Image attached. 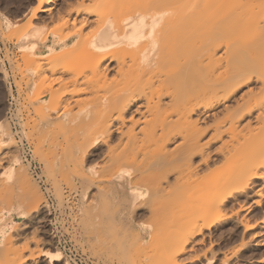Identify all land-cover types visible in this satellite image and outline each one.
<instances>
[{
	"label": "bare ground",
	"instance_id": "6f19581e",
	"mask_svg": "<svg viewBox=\"0 0 264 264\" xmlns=\"http://www.w3.org/2000/svg\"><path fill=\"white\" fill-rule=\"evenodd\" d=\"M84 1L88 4L78 0V7L69 8L72 35L82 38L92 21L95 27L103 25L89 42L88 65L83 64L90 85L77 66L67 64L72 53L66 50L72 47L58 52L59 41L28 23L39 13L48 14L54 0H36L27 19L30 33L20 47L37 49L25 54L27 70L32 66V73L58 85L57 90L48 87L50 81L36 85L37 90L46 86L53 100L42 99L45 104L35 110L49 158L50 168L46 166L70 191L74 181L79 184L81 212H100L98 218L88 214L80 224L92 249L113 252L119 261L128 256L127 264H182L177 258L187 253L186 246L225 219L230 201L243 197L254 180L264 187V0H89L91 7H84ZM84 37L82 44L89 35ZM79 74L86 77V88L91 86V96L83 90L91 108L85 107L88 99L82 105L83 86L75 87ZM252 83L256 87L237 93ZM75 107L86 109L71 115ZM13 136L6 119L1 120L0 176L18 182L23 196L16 212L0 220V264L26 263L17 247L18 224L37 219L46 207ZM97 146L104 150L105 162L89 166L88 155ZM137 208L179 215L172 225L168 222L172 227L154 218L140 225L115 220ZM244 227L254 232V245H264L263 220ZM46 256L47 264L64 259L56 250Z\"/></svg>",
	"mask_w": 264,
	"mask_h": 264
},
{
	"label": "rangeland",
	"instance_id": "374dc122",
	"mask_svg": "<svg viewBox=\"0 0 264 264\" xmlns=\"http://www.w3.org/2000/svg\"><path fill=\"white\" fill-rule=\"evenodd\" d=\"M87 2L88 4L90 3L91 7V2L89 0ZM36 3V0H0V121L6 119V121L8 122V127L14 134V142L22 164L26 168L28 166L27 171L30 176V179H33L32 183L33 185H35L34 187L38 195L42 197V199H44V202H46V207L37 214V219H34L33 216H31V218L29 217L26 220H22V224L21 222L18 224L20 230L18 232L17 247L19 250L22 249L26 257L25 264H47L48 259L47 256L45 257V255H48V252L52 250L58 251L60 257L64 258L62 259V262L58 264H63L64 262L67 263L66 261L72 262L74 254L76 252H81L97 264H127V260L129 259L128 256L121 258L123 260L119 261V257L116 256L113 252H99L98 250L92 249L87 244L85 240L86 234L84 235L82 225H80L81 221L83 217L85 218L87 216L86 219H88L90 215L92 217H95L96 215H99L100 212H91L92 214L90 212H81L83 208V203L82 197L80 195V187H78L79 184L77 185V182L74 181L75 189H72V191H70L69 188L64 186V184L59 181L60 177L58 176V174H56L53 170L51 171V169L49 170V158L47 157L45 151L46 148L44 138L40 134V131L38 129L39 126H36L38 123H40V119L38 118V115L36 114L35 110L36 106L39 107L38 105H41L43 101L46 102L47 100L48 102L52 99V97H50V95L46 92V86L44 87L46 90L44 88H39L37 90L36 88V85L40 84L39 82L43 79L42 76L40 75L41 77H38V75L32 73L31 65V68L27 70L28 64L26 62V59L28 56H31V54H35L37 49H30L29 46L32 47V45L29 44H27V46L29 45L27 48L30 49L28 52L25 50L26 47H23V49L20 48L22 45L25 44V41L23 39H25L29 35L30 27L37 26L40 28H44V36H51L52 38H55L56 41H59V46L57 49L58 52H63L65 51V49L70 48V46L72 48L78 46V49H75L77 51L81 50L80 52L82 54L80 52L75 51L74 48L66 50H71L72 53L71 54L68 52L69 54H71L70 56H68L69 54H66L68 56L67 64L72 62L71 64L74 65V67L77 66L78 69L81 70L82 73H84V76L88 78L87 79L85 77L88 83L87 85H90L88 81L91 80L92 82V78H89L91 77V75H89L88 77L89 72L87 71V67H85V65L88 64H85L84 62L87 61L86 63H88L89 52H92V49L89 48V42L93 38V36L101 29L103 23L101 24L102 21H100V23L96 22V20L92 19L94 17H90V20L92 19L95 21V23H99L102 26L96 24L95 27L94 22L92 21L94 25H91L92 22H90L89 24L92 27L88 24L89 26L87 25L83 30L84 32L82 31V33L80 34L82 38L84 36L89 35L86 40L84 39L85 42L83 41L82 44V38L79 37V34L75 36L72 35L74 33L73 31L75 30L74 25L71 26L73 24V21L70 24V21L73 20L72 18H74L72 17L74 15L71 11L75 9V6L78 7V0H54L53 9L50 11L51 13L49 12L48 14H37V18H35L34 21L31 20L30 22H28L31 23L29 24L30 27L28 28L29 25L27 24V19L34 11L37 5ZM85 3L86 2L84 1V7L88 5ZM81 5L82 4L80 3V6ZM72 7L74 9H72ZM69 8H71L72 10H69ZM104 13L106 14V17L109 16L108 11L107 13ZM104 13H102L101 16H103ZM103 17L102 19H99L105 20L106 17ZM99 19L97 21H99ZM6 21L8 22L6 23ZM66 21L68 22V24L66 23ZM97 25L100 26V28H98ZM93 26L95 28V31L94 29L91 30ZM70 27L72 28L70 29ZM85 30L88 33L91 30L90 33L93 32V34H86L87 32ZM65 31H67L66 34L64 33ZM59 33L61 34V36ZM82 47H84V49ZM85 50H88L87 55L85 53ZM26 52L28 53V56L25 55ZM54 52L56 53V50ZM75 52L80 53L81 55H78ZM23 55H25V57ZM76 55H78V57H82V65L80 62V57L78 58ZM82 55L86 56V58ZM84 58L86 60H84ZM38 59L39 58H37V60ZM83 64L85 65L83 66ZM81 66H83L82 69ZM72 73L74 72H71L70 74ZM79 75V84L76 83L77 86L75 85V87H77V91L80 90V88L83 86L81 88L82 91L86 89L85 92H90L88 93V95H90L92 91H87V88H91V86H88L86 88L85 78L83 79L82 74ZM81 76V82L84 80L82 83L80 82ZM68 77L69 76L67 75V78ZM49 78L46 80L44 79V81L42 80L41 85H39V87L46 85L47 81H53H51V78ZM50 82H48V87H50L51 85V90L56 89L58 85L55 86L54 84H56L57 81H54V83L52 82L53 84ZM83 83L84 85H82ZM255 85L256 84L252 83L250 85L243 86L240 90H238L239 92L237 93L241 94L242 92L247 91V89H249L248 87H256ZM53 86H55V88H53ZM67 86H69V88L72 86V88L70 89L71 91H74L73 83L71 84V86L69 84ZM69 88H67V90H69ZM39 90L42 92H37ZM34 91L36 94L39 93V95L37 96L36 94H33ZM85 92L84 94L82 92L79 93L81 96H83L82 98H84H81L82 102L83 100L85 102V99L89 100L91 96L86 95ZM263 95L264 93L262 94V96ZM42 99L43 101H41ZM90 100L86 102L90 103ZM82 102H80V104ZM84 102L82 103V105H84ZM87 103H85V107L89 108L91 106V103L88 105ZM44 104L45 103H43L42 105ZM85 107H82L78 110L76 109L78 107L73 108V110L71 111V115H77L80 110L83 109L84 111V109H86ZM75 109L77 111H74ZM97 147L95 149L93 148L88 155L89 166L100 167L102 162H105L104 157H101L104 155V150L102 151V147L100 146ZM100 151H102V153ZM101 159L104 161L101 162ZM27 163L28 165H26ZM6 166L7 164L4 163L3 168ZM19 189H21V185L18 182L12 180L9 177L0 176V220L6 218L7 215H13L16 212L15 210L18 209L20 203L19 198H22L21 196H23V193H21ZM259 201L263 205L257 208L255 206V203ZM240 207H242L243 209L240 210ZM227 211L228 212H223L224 214H226V216L225 219L222 220L219 224H216L207 230H203L202 235L195 236L194 241L191 242V245L189 244L188 246H186V249L188 248L187 253L177 258L178 262L182 261V264H205L207 263V261L210 260V264H264V245H254V238H252L254 232L245 231L244 227L245 225H252L259 220L264 221L263 182L261 180H254L253 183L250 185L249 189L247 190L246 194L243 195V197L241 196L237 198V201H230L228 203ZM166 213L148 212L146 208H137L131 213L127 212L124 215L123 212L120 213L123 217L119 216L120 214H117L115 216V218L117 219L115 220L119 219L123 221L124 219L131 225L146 224L147 222V224H150V222L152 223L154 219H156V223H166L167 225H169L171 222V225L175 223L176 219L173 218H176L179 214L174 215L176 212L172 214L171 212ZM169 215H171L172 219ZM172 215H174V217ZM96 217L98 218V216ZM158 218L159 220L163 219V222H159ZM168 218L169 220L171 219V221H169ZM240 220L242 222H240ZM125 228V230H129V228L131 229V226L125 225ZM173 228L175 229V227ZM173 228H171L172 231ZM88 229L87 232L92 230V228H90L89 230ZM178 237L179 235L176 234V236H174V239H177ZM262 237H264V235ZM147 262L149 261L139 260L137 264H148Z\"/></svg>",
	"mask_w": 264,
	"mask_h": 264
},
{
	"label": "built area",
	"instance_id": "2783aa9c",
	"mask_svg": "<svg viewBox=\"0 0 264 264\" xmlns=\"http://www.w3.org/2000/svg\"><path fill=\"white\" fill-rule=\"evenodd\" d=\"M68 264H97L96 262L89 259L86 255L82 254L81 252H76L74 254V258L72 262L66 261Z\"/></svg>",
	"mask_w": 264,
	"mask_h": 264
}]
</instances>
